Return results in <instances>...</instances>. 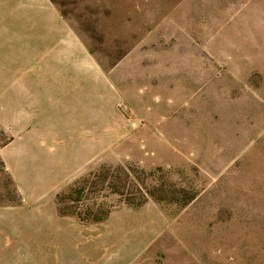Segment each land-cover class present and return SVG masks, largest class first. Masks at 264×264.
<instances>
[{"label":"rangeland","instance_id":"374dc122","mask_svg":"<svg viewBox=\"0 0 264 264\" xmlns=\"http://www.w3.org/2000/svg\"><path fill=\"white\" fill-rule=\"evenodd\" d=\"M0 264H264V0H0Z\"/></svg>","mask_w":264,"mask_h":264},{"label":"trees","instance_id":"16d2710c","mask_svg":"<svg viewBox=\"0 0 264 264\" xmlns=\"http://www.w3.org/2000/svg\"><path fill=\"white\" fill-rule=\"evenodd\" d=\"M126 204H131V203H126ZM97 209L94 213H92V217L86 219V220H89V221H92V222H99L103 219V215H98L97 213Z\"/></svg>","mask_w":264,"mask_h":264}]
</instances>
